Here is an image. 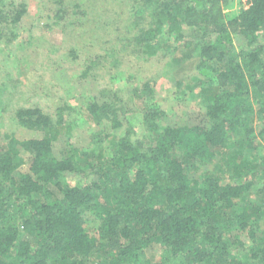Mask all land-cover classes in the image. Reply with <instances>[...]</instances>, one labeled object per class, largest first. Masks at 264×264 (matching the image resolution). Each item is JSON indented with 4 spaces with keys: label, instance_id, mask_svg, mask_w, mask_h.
Returning <instances> with one entry per match:
<instances>
[{
    "label": "trees",
    "instance_id": "obj_1",
    "mask_svg": "<svg viewBox=\"0 0 264 264\" xmlns=\"http://www.w3.org/2000/svg\"><path fill=\"white\" fill-rule=\"evenodd\" d=\"M230 1L130 0L126 33L112 38L108 60L117 76L139 82L142 128L130 120L128 100L97 88L89 70L100 59L84 72L93 81L82 113L94 127L92 140L125 128L109 152L75 146L74 106L16 110L20 126L43 136L0 138V264H264V197L253 196L264 190V154L257 152L264 125L255 126L251 102L254 94L264 118V0L228 12ZM27 12L26 0H0L4 61ZM56 15L45 27L62 24V9ZM192 28L200 32L195 41ZM129 47L149 57V74L119 69ZM179 47L198 57V69L210 70L199 90L203 111L184 124L145 102L154 99L159 60ZM13 70L0 72V97L15 84ZM204 163L215 168L200 172ZM87 212L95 231L86 226Z\"/></svg>",
    "mask_w": 264,
    "mask_h": 264
},
{
    "label": "rangeland",
    "instance_id": "obj_2",
    "mask_svg": "<svg viewBox=\"0 0 264 264\" xmlns=\"http://www.w3.org/2000/svg\"><path fill=\"white\" fill-rule=\"evenodd\" d=\"M28 12L20 25L15 29L16 36L9 45L12 57L4 61L0 57V72L5 65L14 68L15 84L9 87L4 97H0V138L5 133H13L19 139L42 137L43 132L20 126L16 121V110L21 106H40L51 113L57 111L58 106H74L76 108L72 126V138L75 146L82 150L95 151L101 145L114 148L116 141L125 132L118 130L103 142L96 144L92 138L94 127L82 116L86 104L92 95V82L84 77V72L94 59L99 60L89 70L97 81L98 89L110 88L118 93L123 101L128 100V106L134 111L129 112L130 120L136 128H142L144 102L135 93L139 82L128 83L126 79L115 74L108 60L111 56L108 50L114 41L112 38L118 33H126L127 22L131 16L130 0H26ZM225 5L229 12L248 7L250 0H231ZM222 3V0H221ZM62 9L63 17L60 23L50 27L46 24L56 23L57 12ZM47 15H53L50 19ZM42 20H41V19ZM32 24V25H31ZM194 41L200 37V32L192 28L190 32ZM238 33L233 31L237 47L241 40ZM264 40V31L259 34ZM129 53L123 57L119 69L128 70L132 66L147 68L148 58L142 50L128 48ZM181 50V47L168 53V57L159 60L161 73L156 79L154 99L145 100L150 106H161L172 122L184 124L190 117L203 111L205 104L199 90L208 81L210 70L197 68L198 57ZM8 50H6V54ZM141 56V57H137ZM105 57V58H101ZM132 59L133 61H130ZM11 63V64H10ZM149 74V73H148ZM147 74V75H148ZM114 76V77H113ZM113 77V78H112ZM94 84V83H93ZM141 84V83H140ZM133 98V99H130ZM251 102L255 107L253 121L255 126L262 127L264 118L258 113L259 103L252 94ZM146 111V110H145ZM69 113L68 108L66 114ZM83 113V114H82ZM259 129V128H258ZM59 147L67 145L63 140L55 142ZM258 154H264V141H260ZM21 169L26 170L28 154L23 153ZM215 165L202 164L200 172L214 169ZM90 181V180H89ZM258 195V196H257ZM254 198L264 197V190L258 194L253 192ZM86 226L95 231L97 222L93 214L87 212Z\"/></svg>",
    "mask_w": 264,
    "mask_h": 264
}]
</instances>
